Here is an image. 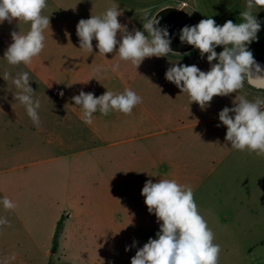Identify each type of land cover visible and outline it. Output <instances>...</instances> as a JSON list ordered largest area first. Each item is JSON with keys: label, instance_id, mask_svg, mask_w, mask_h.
Here are the masks:
<instances>
[{"label": "rangeland", "instance_id": "1", "mask_svg": "<svg viewBox=\"0 0 264 264\" xmlns=\"http://www.w3.org/2000/svg\"><path fill=\"white\" fill-rule=\"evenodd\" d=\"M7 47L0 40V50ZM195 51L200 55L199 50ZM196 55L168 53L165 57L147 58L146 66L141 63L137 69L132 64V83H146L141 88L134 84L130 88L142 102L130 115L96 112L93 115L98 120L94 119L91 124L81 119L82 108L72 99H62L58 68H51L49 73L26 71L20 65H10L4 55H0V161L27 166L18 173L8 174L5 179L0 177V202L3 201L1 187L5 185L8 199L21 207L20 216L14 214L5 218L13 224L20 218H28L31 224H39L34 220H40V224L47 227L49 213L54 214L58 209L68 210L69 214L83 211L82 218L67 226L70 238L61 247L51 246L52 251L56 250L51 254L52 264H94L98 260L102 264H131L136 251L149 238L155 239L159 231L157 218L148 212L141 191L147 180L155 183L161 178L192 187L198 210L214 233L213 242L221 248L218 264H264V156L231 148L230 142L225 140L226 126L218 117L225 106H234V99L227 97L235 98L241 91L219 96L202 110L195 102L189 104L188 95L165 79V72L173 63L190 64V57ZM5 72L11 73L13 78L19 73H29L30 86L35 91L33 99L40 101L38 127L25 106L15 98L19 90L13 80L3 79ZM104 90L121 93L117 87ZM102 94L100 87L98 97ZM20 127L23 129L19 130ZM58 130L60 132L55 133ZM70 131L74 132L70 134ZM62 138L73 146L71 151L59 146ZM210 145L220 147L209 151L207 146ZM187 146L192 148L187 150ZM181 156H186L188 165L183 169L172 168V162L182 159ZM107 161L115 183H102L105 175L100 165H104L106 171ZM85 162L94 165L86 167L85 164L86 173L79 179L82 172L79 163ZM68 173L77 179L68 181ZM19 175H28L29 179L24 185L18 180L17 189L11 180ZM103 188L114 195L113 201L101 197ZM79 190L88 199L78 200ZM18 191L24 199L18 196ZM107 214L110 215L108 230L101 226L102 216ZM44 240L36 242L42 247ZM39 250L42 248H16L8 249L7 253L12 251L23 256L33 253L38 260L41 258ZM7 258L9 255L0 251V264Z\"/></svg>", "mask_w": 264, "mask_h": 264}, {"label": "clouds", "instance_id": "2", "mask_svg": "<svg viewBox=\"0 0 264 264\" xmlns=\"http://www.w3.org/2000/svg\"><path fill=\"white\" fill-rule=\"evenodd\" d=\"M46 6V0H0V24L5 21L11 24L13 20L30 22V30L26 34L20 31L10 33L12 43L4 52V58L10 65H28L43 50V33L50 27V17L42 15ZM256 7L264 8V0H247V10L240 13L241 23L228 20L221 26L208 18L193 26L185 25L180 30V42L198 49L201 58L207 54L210 64V69L205 72L196 65L173 63L165 72V79L188 95L189 104L195 102L205 110L214 97L240 92L245 81H264V70L248 48L258 40L261 28V22L253 15ZM121 15L119 5H112L100 15L79 20L76 35L80 48L92 53L95 40L99 53L105 56L113 53L118 45L116 54L121 60L130 61L136 69L145 58L165 57L172 52L168 28L160 26L156 15L149 17L145 9L143 31L134 29L131 32L127 25L119 22ZM118 32L120 40L117 39ZM219 46L223 51L217 53L215 49ZM118 67L114 66L113 70ZM10 78L19 90L15 98L25 106L28 116L38 127L40 101L33 99L35 91L30 86L29 73H19L13 78L11 73L5 72L3 79L7 81ZM71 99L82 108L81 119L86 124L92 123L96 112L108 115L110 111H116L130 115L133 108L142 102V98L131 89L119 94L106 91L99 97L81 90ZM233 105L231 108L225 106L218 113L220 123L227 129L225 140L235 150L264 156V98L249 100L246 94L236 95ZM141 195L145 198L148 212L156 216L159 231L155 239L149 238L136 251L131 264H218L221 248L213 242L214 233L200 214L190 185L162 178L155 183L147 180ZM2 202L5 209L14 207L7 197ZM8 223L6 218H0V225Z\"/></svg>", "mask_w": 264, "mask_h": 264}, {"label": "crops", "instance_id": "3", "mask_svg": "<svg viewBox=\"0 0 264 264\" xmlns=\"http://www.w3.org/2000/svg\"><path fill=\"white\" fill-rule=\"evenodd\" d=\"M46 4L47 6L42 10V15L50 17V27L45 29L43 33L45 36V46L41 53L33 58L30 64L25 65L21 63L20 66L24 67L23 69L26 71H41L42 73H49L51 68H58L60 72V79L62 80V93H65L62 95V99H71L74 95H78L81 90L86 93L92 92L96 97H98L100 87H102L103 93L105 92L104 89L108 87H117L121 90V93H123L125 89H130L133 84L137 85L139 88L146 84L142 81H139L138 84H136V82L132 83L130 79L132 63L130 61H123L119 58V55L116 54L118 51V45L113 53L106 54L105 56L99 53L98 48H96L97 41L95 40L92 42V53L81 49L79 38L76 35V25L81 19H88L91 17V15H100L112 5H119V10L122 11V15L118 17V20L122 25H127L128 31L131 32L134 29L143 31L142 23L145 22V9L148 10V16L152 17L164 7L175 6L189 11L198 19V21L212 18L218 25L221 26L228 20H232L234 23L243 22V18L240 16V13L247 10V0H46ZM253 15H256V18L261 22V28L257 34L258 40L248 45V48L250 51H253L255 60L258 58L264 59V53H262V50L264 51V8H254ZM29 30L30 22L26 23L24 21L13 20V22L9 24L7 21H5L3 24H0V40L9 46L12 43L10 35L12 31H20L21 34H26ZM120 38L121 34L118 32L117 39L120 40ZM6 49L0 50V55H4ZM215 50L217 53H219L223 51V47L219 46ZM197 52L198 51H194L187 55H174L193 56V54L196 55ZM198 57L201 56L196 55L194 58L190 57L192 61H190V64L187 65H196L202 71L207 72L210 69V64L207 61V54H205L203 58ZM146 61L147 58H145L142 62L145 66L147 64ZM216 62L217 61H213V63ZM116 65H119V67L116 68V70H113L114 66ZM154 66L156 67L157 65ZM244 90L246 92L247 99H254L255 97L264 98V89L251 87L247 81H245L240 95L244 94ZM213 99H219V96ZM227 99L235 98H232L231 95L227 97ZM2 112L4 115H9L12 117L8 112ZM200 114L201 111L199 112L198 116ZM94 119L98 120V117L93 115V120ZM112 128H114V124H112ZM22 129L23 127L19 128V130ZM59 132L60 130L55 131V133ZM71 132L74 131H70L69 133L71 134ZM106 132L108 134V129ZM64 133L65 130L62 129V134ZM95 133L99 135V130L96 129ZM111 145H114V141L111 143ZM59 146H62V149H66L67 151H71L70 149L73 148V146L68 145L66 140L63 138ZM218 147H220V145L207 146L209 151H216ZM190 148H192V146L186 147L187 150ZM181 158L182 159L180 160L172 162V168H175L176 166L177 168L183 169L188 165V160H185L186 156H181ZM62 159H64L63 156ZM113 162L114 160H112V164ZM64 164L65 163L62 164V167H65ZM79 164V167L82 169V172L80 171L81 176L79 179H82L86 173L83 170L85 164L86 167H92L94 164L90 162ZM96 164H98V162H96ZM100 167L103 169L102 172L105 175V177L102 178V183H115V175H111L108 171L109 161L106 162V171L104 165H100ZM25 169H27V166L25 165L14 166L11 165V162L0 161V177H3L2 179H5L8 174L18 173ZM66 178L68 181H75L77 176L74 175L70 177L68 173ZM28 179V175H19L15 178H12L11 183L14 182V185L17 187V189H19L18 180H21V185H24L25 180ZM99 182L101 183V180ZM5 188V185L1 187V191L3 193L1 197L3 199L5 197L8 198ZM17 194L20 198L24 199L20 191H18ZM100 195L105 200H112L114 198L113 194H109L108 188H103L100 192ZM71 197L66 198L69 199ZM78 197V200L81 202L88 199L87 195H83L81 190L78 191ZM9 200L15 205V208L5 209L3 202H0V216L3 218H5L7 215L14 214L20 216L19 210L21 207H16V202L11 199ZM23 209H25V207H23ZM106 212L109 213V210ZM77 214H69L68 210L58 209L56 213L48 214L50 220L47 227L40 224V220H34L39 224H31L28 218H20L17 221V224H13L10 219L6 218L9 223L0 225V251L9 255L10 258H7L1 262L3 264H49L52 254L51 246L53 245L54 235L59 221L64 217V228L59 238V246L61 247V245H63V243H65L70 238L68 235L70 232L67 231V226L75 219L82 218L83 211H81V214ZM29 215L30 213L27 212L26 216L29 217ZM109 216L110 215L107 214L106 216H102L103 219H101L103 222L101 226L107 230L110 229ZM37 239H45L42 247H40V243L36 242ZM16 248H42V250H39L41 258L38 260L34 259L33 253H26L25 256L19 255L17 252L12 253V251L7 253L8 249ZM13 256L15 257L14 259H12ZM94 264L102 263L98 260Z\"/></svg>", "mask_w": 264, "mask_h": 264}, {"label": "water", "instance_id": "4", "mask_svg": "<svg viewBox=\"0 0 264 264\" xmlns=\"http://www.w3.org/2000/svg\"><path fill=\"white\" fill-rule=\"evenodd\" d=\"M155 15L157 19L160 20V26H166L168 28L170 37L172 38V43L170 45L172 52L170 53L176 55H187L196 50L193 46L186 43L182 44L179 40L180 30L185 25L193 26L199 22L192 13L175 6H168L160 9ZM255 61L261 69L264 70V59L258 58ZM251 82L252 83L248 82L251 87L264 89V81H256L255 79H252ZM52 253H56V250H53Z\"/></svg>", "mask_w": 264, "mask_h": 264}, {"label": "trees", "instance_id": "5", "mask_svg": "<svg viewBox=\"0 0 264 264\" xmlns=\"http://www.w3.org/2000/svg\"><path fill=\"white\" fill-rule=\"evenodd\" d=\"M63 221H64V217L59 221V223L57 225L56 232L54 235V241H53L54 248H58V246H59V238H60L61 233H62ZM49 264H52V263L50 262Z\"/></svg>", "mask_w": 264, "mask_h": 264}]
</instances>
